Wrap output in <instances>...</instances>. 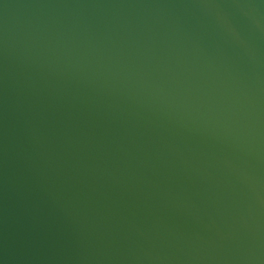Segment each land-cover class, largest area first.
I'll return each mask as SVG.
<instances>
[{
	"label": "water",
	"instance_id": "obj_1",
	"mask_svg": "<svg viewBox=\"0 0 264 264\" xmlns=\"http://www.w3.org/2000/svg\"><path fill=\"white\" fill-rule=\"evenodd\" d=\"M0 264H264V0H0Z\"/></svg>",
	"mask_w": 264,
	"mask_h": 264
}]
</instances>
